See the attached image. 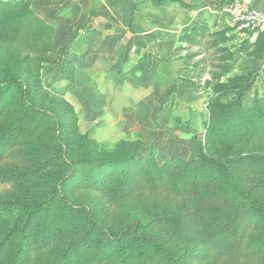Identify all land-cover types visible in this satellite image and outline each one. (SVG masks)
<instances>
[{"label":"rangeland","instance_id":"rangeland-1","mask_svg":"<svg viewBox=\"0 0 264 264\" xmlns=\"http://www.w3.org/2000/svg\"><path fill=\"white\" fill-rule=\"evenodd\" d=\"M180 1L0 0V81L15 82L0 96V200L37 203L58 191L0 264L112 255L115 245L92 231L83 209L115 232L141 222L177 256L191 257L181 264H258L214 244L237 193L192 162L203 151H264L256 117L257 101L264 109V33L233 27L231 0ZM247 126L257 132L238 141L234 132ZM259 167L230 172L239 190L264 200Z\"/></svg>","mask_w":264,"mask_h":264},{"label":"trees","instance_id":"trees-1","mask_svg":"<svg viewBox=\"0 0 264 264\" xmlns=\"http://www.w3.org/2000/svg\"><path fill=\"white\" fill-rule=\"evenodd\" d=\"M166 1L169 0H161L162 4ZM172 1L184 6L180 0ZM260 36L264 37L263 34H260ZM12 84H15V82L0 81V96L8 93ZM248 87L249 84L247 83L241 89L247 90ZM22 92L25 102L31 104L29 88L26 85H22ZM256 106L259 111L256 117L264 121V109L258 101ZM45 114L52 115L48 111H45ZM258 125L264 130V122L260 123L259 121ZM252 128L253 126H247L235 131L233 136L242 142L246 137L257 132ZM259 143L261 149H264V140ZM131 159L134 160V157H122L114 159L112 163L121 165L128 163ZM192 164L205 167L206 170L202 176L203 178L208 176L210 183L217 180L225 181L228 184L227 190L230 189L237 193L234 196L236 202L233 203L231 212L224 218L228 228L221 233L216 232V235H220V237L214 238V244L219 245L221 250L228 253L253 254L258 264H264V237L259 236L264 232V200L260 196L239 190L236 179L230 172L231 167H251L258 164L260 165L259 173L264 174V151L250 150L247 154H236L225 158L214 157L203 151ZM205 172H208V174ZM57 196L58 191L54 190L48 198L37 203H28L23 200H0V253L14 237H24L34 221L53 207ZM83 211L92 231L97 230L100 232L117 249L112 255H108L107 252H103L99 256L93 254L87 259L89 261L86 264H127L118 260H137V264H181V260L191 258L185 254L177 256L161 240L143 232L141 222L136 221L129 228L115 232L99 224L91 210L83 209ZM168 221L165 217L159 220L161 223ZM127 243L133 245L124 250ZM17 256L18 253H15V260ZM100 260L107 261L101 262Z\"/></svg>","mask_w":264,"mask_h":264},{"label":"built area","instance_id":"built-area-1","mask_svg":"<svg viewBox=\"0 0 264 264\" xmlns=\"http://www.w3.org/2000/svg\"><path fill=\"white\" fill-rule=\"evenodd\" d=\"M225 14L240 32L253 35L264 33V9L252 6L246 0H231Z\"/></svg>","mask_w":264,"mask_h":264},{"label":"crops","instance_id":"crops-1","mask_svg":"<svg viewBox=\"0 0 264 264\" xmlns=\"http://www.w3.org/2000/svg\"><path fill=\"white\" fill-rule=\"evenodd\" d=\"M249 4H251L252 6H255L259 9H264V4L258 2V1H254V0H246Z\"/></svg>","mask_w":264,"mask_h":264}]
</instances>
